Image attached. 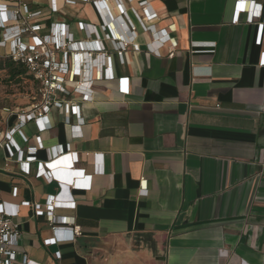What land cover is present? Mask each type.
<instances>
[{
  "label": "crops",
  "instance_id": "0c3cea01",
  "mask_svg": "<svg viewBox=\"0 0 264 264\" xmlns=\"http://www.w3.org/2000/svg\"><path fill=\"white\" fill-rule=\"evenodd\" d=\"M25 1L79 41L80 24L90 25L109 57L90 62L93 75L105 63L114 79L96 81L92 101L79 103L81 129L53 108L50 130L29 123L27 144L14 136L23 150L36 136L44 145L29 176L0 148V203L44 206L59 196L75 208L54 215L81 228L74 242L60 230L65 240L45 245L55 237L50 223L21 205L17 250L35 264H264V38L258 44L262 21L248 22L260 7L264 13V0H58L56 14L50 0ZM107 33L139 50L129 45L119 60ZM163 33L173 42L159 46ZM39 164L66 167L74 183L90 187L38 179Z\"/></svg>",
  "mask_w": 264,
  "mask_h": 264
},
{
  "label": "built area",
  "instance_id": "2783aa9c",
  "mask_svg": "<svg viewBox=\"0 0 264 264\" xmlns=\"http://www.w3.org/2000/svg\"><path fill=\"white\" fill-rule=\"evenodd\" d=\"M69 4L74 2L94 4L99 1L104 3L109 0H62ZM50 10L52 14L59 13L58 0H50ZM143 11H147L144 8ZM240 11L238 9L237 17ZM255 20H261L258 23L259 32L257 42L260 44L264 38V13L262 7L256 14L248 20L254 23ZM235 21H238L235 20ZM87 24H80V29L85 33V40H77L65 23H49L40 11L33 10L31 5L25 0H0V59H11L13 62L21 65L27 73L34 77L39 85L38 101L25 109H3L2 118L4 130L0 134V148L7 150L8 158H17L22 174L29 176L31 174V164L37 162L36 154L44 150V145L40 136L35 137V145L23 150L14 140L18 136L22 143H28V136L24 134L22 128L29 123L35 124L39 132L50 130L48 116L53 108L64 111L65 123L70 125L72 130L81 129L85 121L80 116L79 103L91 102L93 99V86L96 81L113 80L114 76L109 64L97 68L93 75V68L90 65L92 60L102 57L109 60L107 50L100 42ZM134 29V28H133ZM103 31L106 29L103 27ZM105 39L110 41L119 60L123 61V55L129 45H132L135 51L139 48L129 43L130 39H122L121 36L105 34ZM159 46L173 42L170 36L165 33L159 36ZM148 52L159 55L158 51L153 50L149 39H146ZM176 43L171 46L169 57L173 58L175 54ZM97 53V54H96ZM127 79H120L124 81ZM125 95L128 89H123ZM60 96L64 100L59 99ZM76 118L73 123L72 118ZM18 120V125L12 127L11 121ZM80 135L81 133H77ZM81 136V135H80ZM15 152H14V150ZM68 149V148H66ZM56 156V148L51 149ZM70 153V152H69ZM74 166L78 165L79 158L76 154L70 153ZM97 162H102L99 156H94ZM61 168L48 170L43 164H39L36 172V178H45L47 182H55L60 186L70 185V190L88 188L74 183L75 173L68 170L70 175H63ZM96 173L105 174L104 169L96 170ZM82 171L80 176H84ZM142 187L141 193L147 195V181H140ZM12 195L14 198L18 195V189L14 188ZM59 196L48 198L44 206L40 204H31L23 202L21 205L32 208L36 217H44L50 223L51 230L55 237L46 240L45 245H53L62 240L58 236L60 230H65L68 234L66 240L74 242L81 236V228L76 226L74 218L61 217L54 215L56 210H72L75 208V202H62ZM21 205H14L7 202L0 203V264H35L29 256L17 250V244L22 236L21 226L17 222ZM56 260H61L60 253L55 254Z\"/></svg>",
  "mask_w": 264,
  "mask_h": 264
},
{
  "label": "rangeland",
  "instance_id": "374dc122",
  "mask_svg": "<svg viewBox=\"0 0 264 264\" xmlns=\"http://www.w3.org/2000/svg\"><path fill=\"white\" fill-rule=\"evenodd\" d=\"M2 54L0 52V58ZM37 101L36 88L26 78L19 85H12L10 87L5 85L0 86V103L4 109H25Z\"/></svg>",
  "mask_w": 264,
  "mask_h": 264
},
{
  "label": "trees",
  "instance_id": "16d2710c",
  "mask_svg": "<svg viewBox=\"0 0 264 264\" xmlns=\"http://www.w3.org/2000/svg\"><path fill=\"white\" fill-rule=\"evenodd\" d=\"M24 78L28 79L34 85L38 98L39 85L34 77L29 75L24 67L13 62L11 59H0V86L5 85L10 87L12 85H19ZM3 109L4 107L0 103V134L4 130V122L2 118Z\"/></svg>",
  "mask_w": 264,
  "mask_h": 264
},
{
  "label": "water",
  "instance_id": "95a60500",
  "mask_svg": "<svg viewBox=\"0 0 264 264\" xmlns=\"http://www.w3.org/2000/svg\"><path fill=\"white\" fill-rule=\"evenodd\" d=\"M60 170L62 171L63 175H67V174L70 175V173H69V171H68V169L66 167H61Z\"/></svg>",
  "mask_w": 264,
  "mask_h": 264
}]
</instances>
